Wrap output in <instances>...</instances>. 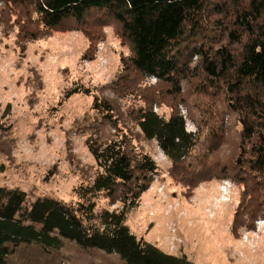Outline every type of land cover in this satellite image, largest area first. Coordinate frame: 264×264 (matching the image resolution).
<instances>
[{"label": "trees", "instance_id": "trees-1", "mask_svg": "<svg viewBox=\"0 0 264 264\" xmlns=\"http://www.w3.org/2000/svg\"><path fill=\"white\" fill-rule=\"evenodd\" d=\"M0 5V25L7 23L6 12L23 8L16 14L23 47L55 32L76 31L89 41L83 60H92L101 33L113 26L130 49L107 86L112 97L95 95L90 121L79 126L96 167L73 189L75 200L31 199L20 188L0 186V264H63L66 243L115 255L118 264H194L136 237L126 223L160 172L137 145L141 139L158 143L172 163V178L191 191L213 180L241 187L231 225L235 237L264 219V0H0ZM193 87L204 99L217 96L222 106L189 99ZM86 91L72 88L64 99ZM181 105L196 133L188 130ZM156 107L169 108V115Z\"/></svg>", "mask_w": 264, "mask_h": 264}, {"label": "rangeland", "instance_id": "rangeland-1", "mask_svg": "<svg viewBox=\"0 0 264 264\" xmlns=\"http://www.w3.org/2000/svg\"><path fill=\"white\" fill-rule=\"evenodd\" d=\"M22 11L18 7L12 14L6 12L7 23L0 25V186L20 188L31 199L51 196L69 202L75 200L73 189L96 167L79 126L90 121L95 95L112 97L107 86L130 49L113 26L101 33L92 60H83L89 41L76 31L55 32L23 47L16 23ZM81 86L85 93L64 99L66 91ZM185 89L188 92L187 85ZM189 92V99L222 106L215 95L204 99L195 87ZM120 105L126 108L128 102ZM180 110L188 130L196 133L189 111L183 105ZM155 111L170 113L166 107ZM229 131L234 145V127ZM137 145L151 155L160 172L139 207L127 216L136 237L166 253L187 256L194 264H264V219L254 230L243 229L238 237L232 233L240 186L213 180L191 191L172 178V163L156 141L141 139ZM60 259L63 264L120 263L115 255L83 251L69 243Z\"/></svg>", "mask_w": 264, "mask_h": 264}, {"label": "built area", "instance_id": "built-area-1", "mask_svg": "<svg viewBox=\"0 0 264 264\" xmlns=\"http://www.w3.org/2000/svg\"><path fill=\"white\" fill-rule=\"evenodd\" d=\"M190 131V130H189ZM190 132H193V131H190ZM156 180V179H155Z\"/></svg>", "mask_w": 264, "mask_h": 264}]
</instances>
